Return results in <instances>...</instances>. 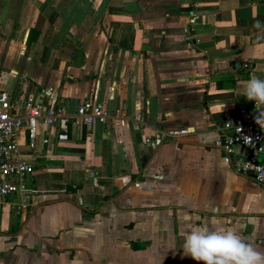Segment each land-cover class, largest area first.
Masks as SVG:
<instances>
[{
    "label": "crops",
    "instance_id": "crops-1",
    "mask_svg": "<svg viewBox=\"0 0 264 264\" xmlns=\"http://www.w3.org/2000/svg\"><path fill=\"white\" fill-rule=\"evenodd\" d=\"M263 33L264 0H0V91L18 114L54 96L123 115L71 121L63 141L40 121L34 148L19 131L34 171L27 205L0 201V264H203L183 245L213 217L264 252V186L237 170L241 146L216 145L256 103L243 85L264 79Z\"/></svg>",
    "mask_w": 264,
    "mask_h": 264
},
{
    "label": "built area",
    "instance_id": "built-area-1",
    "mask_svg": "<svg viewBox=\"0 0 264 264\" xmlns=\"http://www.w3.org/2000/svg\"><path fill=\"white\" fill-rule=\"evenodd\" d=\"M15 110L10 93L0 91V201L9 197H21L23 205L29 203L28 181L33 174L34 165L18 155L17 135L21 129L28 130L30 147L34 148L40 121L47 127H58L57 138L63 141L68 139V124L71 121L83 123L89 128L96 121L107 124L111 117L123 120L120 110L111 114L103 103L95 99H86L75 114H70L63 106L57 105L54 96L47 106L37 103L31 96L27 97L23 101L22 113L18 114ZM259 112H264V104L255 103L251 108L242 107L236 114L227 115L220 125L216 145L229 157L236 152L237 146H241L247 153L242 159L233 160L237 170L254 177L264 186V128L256 122ZM187 132L182 130L171 135ZM49 141V138L43 139L44 143ZM158 141H161L160 137Z\"/></svg>",
    "mask_w": 264,
    "mask_h": 264
},
{
    "label": "clouds",
    "instance_id": "clouds-1",
    "mask_svg": "<svg viewBox=\"0 0 264 264\" xmlns=\"http://www.w3.org/2000/svg\"><path fill=\"white\" fill-rule=\"evenodd\" d=\"M256 27H260L259 22ZM243 95L257 105L264 104V79L252 76L243 85ZM256 122L264 128V112H259ZM183 250L203 264H264V252L215 217L211 226H188Z\"/></svg>",
    "mask_w": 264,
    "mask_h": 264
},
{
    "label": "water",
    "instance_id": "water-1",
    "mask_svg": "<svg viewBox=\"0 0 264 264\" xmlns=\"http://www.w3.org/2000/svg\"><path fill=\"white\" fill-rule=\"evenodd\" d=\"M262 41H264V33H263V37L261 38Z\"/></svg>",
    "mask_w": 264,
    "mask_h": 264
}]
</instances>
